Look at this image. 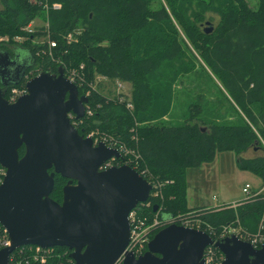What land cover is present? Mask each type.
Returning a JSON list of instances; mask_svg holds the SVG:
<instances>
[{
	"label": "trees",
	"instance_id": "1",
	"mask_svg": "<svg viewBox=\"0 0 264 264\" xmlns=\"http://www.w3.org/2000/svg\"><path fill=\"white\" fill-rule=\"evenodd\" d=\"M50 1L62 7L47 16L32 0H1L0 51L27 50L31 76L84 65V82L77 86L80 95L90 92L93 114L82 117L79 132L113 134L139 154L137 159L124 154L115 165L146 170L147 180L163 183L162 196L136 207L139 217L151 221L158 205L160 219L162 214L174 219L199 213L201 228L214 239L220 225L237 217L248 235L255 234L264 216V191L236 209L193 208L186 198V171L212 161L218 152L232 151L239 169L254 173L264 185V0L257 7L248 0ZM37 18L41 23L34 32L25 31ZM47 19L49 27L43 24ZM47 35L57 42L53 57L41 52L48 46ZM97 76L107 79L94 89L90 83ZM123 80L131 84L126 99L133 109L118 99L115 85ZM24 81L11 85L6 98ZM248 151L254 155L246 156ZM19 152L22 156L25 147ZM67 182L55 175L54 200L62 202ZM25 248L22 264L72 261L68 247H53L44 262L31 257L29 245Z\"/></svg>",
	"mask_w": 264,
	"mask_h": 264
},
{
	"label": "water",
	"instance_id": "2",
	"mask_svg": "<svg viewBox=\"0 0 264 264\" xmlns=\"http://www.w3.org/2000/svg\"><path fill=\"white\" fill-rule=\"evenodd\" d=\"M22 58L20 51L15 58L0 51L1 78L16 71L11 81L20 82L31 66ZM26 86L27 93L15 102L0 90V165L6 169L0 223L11 239L0 250V264H10L11 253L26 245L68 247V264H114L122 254L123 264H205L209 245L224 254L222 264H264V245L255 248L235 235L215 240L204 230L176 223L160 229L143 255L126 252L129 214L148 200L151 183L126 163L102 168L122 154L105 142L95 144L73 125L68 114L82 118L88 97L62 68L57 75L40 72ZM56 174L68 178L61 203L50 196ZM158 208L154 205V211ZM172 217L162 214V220Z\"/></svg>",
	"mask_w": 264,
	"mask_h": 264
},
{
	"label": "built area",
	"instance_id": "3",
	"mask_svg": "<svg viewBox=\"0 0 264 264\" xmlns=\"http://www.w3.org/2000/svg\"><path fill=\"white\" fill-rule=\"evenodd\" d=\"M32 1L36 4H38L39 6H41L47 15L49 14V12L51 10H53V11L59 10L62 7L61 3L51 2L50 0H32ZM43 24L46 27H49L48 19H47V21H43ZM35 26H36L35 22L32 21L28 26H26L24 28V30L29 32V33H33L35 30ZM15 39L18 41H21V40H23V36H16ZM67 39H68V41L73 40L74 35L72 33H69L67 35ZM46 40H47L48 46H47V48H43L41 50V52L46 54V55H49L50 57H53V48L57 46V42L52 40L49 35H47ZM83 67H84V65L81 64L79 69H77V68L69 69V70L64 71V74L69 79L70 82H73L76 85L77 84L82 85L84 82V75L82 73V70L84 69ZM30 74H32V72L31 73L29 72L28 74H26L24 76L25 81H24L23 85L18 86V87L15 86L11 89V93H10V96L8 98V100L10 102H15L20 96L27 93L28 90H27L26 83L28 80L30 81V79L33 76H35V75L31 76ZM105 79H107V78L104 76H97L95 79V82L90 83V85H92V87L95 89L98 81L99 80H105ZM116 89H117L119 101L120 102L126 101L127 107L130 109H133L132 103L126 99L128 92L125 90L124 81L123 82L118 81ZM89 93L90 92L87 91V93L84 94V96H87ZM92 114H93V108L90 106V104L88 102L85 103V115L91 116ZM68 116H69V118H70V120L74 126H77L79 123L82 122V118H77L75 113H73V112H70L68 114ZM87 136L92 137L95 144H98L99 142H105L108 146L118 149L122 155H124V154L130 155L136 159L139 157V154L135 150L126 147V145L124 143L120 142V140H118L116 137H114L113 134L110 135L107 133H99L97 130V131H91L89 134H87ZM115 159L116 158H112V159L106 161L102 165V168L104 169V168H108V167L112 166L114 164ZM5 172H6V169L0 165L1 181L4 177ZM145 172H146V170L141 169V173L140 172L139 173L144 178H146ZM168 182H171V181L170 180L165 181V183H167V184H168ZM150 183L152 185V189L150 191L149 197H153L155 199V197L157 198V197L162 196L161 186L163 185V183L160 181H156L154 183L150 182ZM242 191L245 195L243 199H241L237 202L224 203V204L228 205L227 207H235L236 208L237 205L243 204L244 202H247L250 200H254L255 198L258 197L259 194H261L264 191V185L263 186L261 185V187H255V186H253L247 182L243 185ZM144 203H146V206H149L151 201L144 202ZM160 212H161V207L158 208V211H156V213H155V215L151 221L148 220L147 217H144V218L139 217L138 211L136 208H134L130 212V214H129L130 238H129L128 245L126 247V252H132L134 255L140 256V255H143L144 252H146L148 250V242L151 240V238H150L151 234L155 230L161 228L159 225L162 224V222H171L173 220L172 218L168 219V220L160 219ZM198 214L199 213H194V214H190L189 216L184 217L181 225H184L186 227H191V228L203 230L201 228L202 221L200 218H198ZM206 226H208V225H206ZM209 230H211V229L209 228ZM217 235H218L217 236L218 238L215 240L224 239V238L229 237L231 235H235L241 240L250 242V244H252L255 248H260V247H262V245H264V216L261 220L258 231L253 235H248L246 233V231L242 227V225L240 223V219L238 217L236 218V220H234V222L229 223L225 227L223 232L221 231ZM10 244H11V239H10V236L8 234V231L0 223V250L7 247V246H10ZM26 246H21L19 248H16L15 250L18 249V252L15 253V250H14L11 253L10 259H9L10 264H22V257L24 255V253L26 252V248H25ZM28 249H29V253H30L31 257H33V259L40 260L42 262H44L54 252L53 247L43 248V247L37 246V245H29ZM124 257H125L124 254H122L114 264H123ZM203 259H204L205 264H222V261L224 260V254L214 245H209L204 250Z\"/></svg>",
	"mask_w": 264,
	"mask_h": 264
},
{
	"label": "rangeland",
	"instance_id": "4",
	"mask_svg": "<svg viewBox=\"0 0 264 264\" xmlns=\"http://www.w3.org/2000/svg\"><path fill=\"white\" fill-rule=\"evenodd\" d=\"M248 2L251 6L257 7L258 0H248ZM2 6L0 0V9ZM34 22L35 24H40L41 19L37 18ZM2 40L7 41L8 38L3 37ZM11 47H13V45H11ZM187 84L191 85L193 83ZM124 85L125 90L129 92L131 84L124 81ZM202 86L204 87V85ZM173 111L178 115V108H174ZM171 118L172 117L169 115L165 116L163 119L169 120ZM245 155L251 157L254 155V151H248ZM186 175L188 185L186 198L188 200V205L193 208L200 207L207 210H209V208L215 209L216 211L222 209H236L235 207H227L228 205L224 203H233L243 199L245 195L242 191V187L247 182L256 187L261 185V180L254 173L239 169L236 155L232 151L218 152L212 161L202 163L197 167L188 168ZM183 218V215L177 216L171 222H162L159 226L162 228L171 223L181 225ZM232 222L229 221L220 225L218 227V229H220L219 232H223L225 227ZM207 225V229L213 228L211 224Z\"/></svg>",
	"mask_w": 264,
	"mask_h": 264
},
{
	"label": "flooded vegetation",
	"instance_id": "5",
	"mask_svg": "<svg viewBox=\"0 0 264 264\" xmlns=\"http://www.w3.org/2000/svg\"><path fill=\"white\" fill-rule=\"evenodd\" d=\"M15 56H16V54L13 55L12 58H15ZM22 60H24V58H22ZM25 60H26V59H25ZM29 67H30V66H29ZM29 67L26 68L24 76H25L26 74H28L29 72H30V73L32 72V70H28ZM15 76H16V71L13 72L12 76H7V77H5V78L3 77V79L1 78V75H0V90H2V92H3V96H4L5 98H6L5 95H6L7 91H8V88H9L11 85H13L11 79L13 80V79L15 78ZM24 76H23V78H24ZM1 79L4 80V81H6V82H8V84L3 85ZM8 79H9L11 82H9ZM14 84H15V83H14ZM6 99H8V98H6Z\"/></svg>",
	"mask_w": 264,
	"mask_h": 264
},
{
	"label": "crops",
	"instance_id": "6",
	"mask_svg": "<svg viewBox=\"0 0 264 264\" xmlns=\"http://www.w3.org/2000/svg\"><path fill=\"white\" fill-rule=\"evenodd\" d=\"M18 49H20V47H14V54L13 55H15V54H17V52H19ZM13 55H10V56L12 57ZM30 56L31 55L28 54V56H23V58L27 57V59H30L31 58ZM190 207H192V206H190Z\"/></svg>",
	"mask_w": 264,
	"mask_h": 264
},
{
	"label": "clouds",
	"instance_id": "7",
	"mask_svg": "<svg viewBox=\"0 0 264 264\" xmlns=\"http://www.w3.org/2000/svg\"><path fill=\"white\" fill-rule=\"evenodd\" d=\"M18 51H20L22 53V56H28L27 50L18 49Z\"/></svg>",
	"mask_w": 264,
	"mask_h": 264
},
{
	"label": "bare ground",
	"instance_id": "8",
	"mask_svg": "<svg viewBox=\"0 0 264 264\" xmlns=\"http://www.w3.org/2000/svg\"><path fill=\"white\" fill-rule=\"evenodd\" d=\"M48 16V15H47Z\"/></svg>",
	"mask_w": 264,
	"mask_h": 264
}]
</instances>
